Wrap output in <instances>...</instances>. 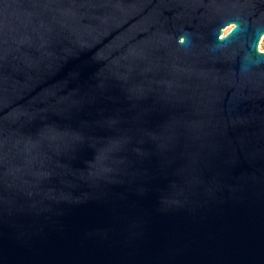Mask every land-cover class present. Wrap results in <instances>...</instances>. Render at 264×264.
<instances>
[{"label": "water", "instance_id": "obj_1", "mask_svg": "<svg viewBox=\"0 0 264 264\" xmlns=\"http://www.w3.org/2000/svg\"><path fill=\"white\" fill-rule=\"evenodd\" d=\"M264 0H0V264H264Z\"/></svg>", "mask_w": 264, "mask_h": 264}, {"label": "rangeland", "instance_id": "obj_2", "mask_svg": "<svg viewBox=\"0 0 264 264\" xmlns=\"http://www.w3.org/2000/svg\"><path fill=\"white\" fill-rule=\"evenodd\" d=\"M259 48H260V50H262L264 52V36L262 37Z\"/></svg>", "mask_w": 264, "mask_h": 264}, {"label": "built area", "instance_id": "obj_3", "mask_svg": "<svg viewBox=\"0 0 264 264\" xmlns=\"http://www.w3.org/2000/svg\"><path fill=\"white\" fill-rule=\"evenodd\" d=\"M262 51V50H261Z\"/></svg>", "mask_w": 264, "mask_h": 264}]
</instances>
